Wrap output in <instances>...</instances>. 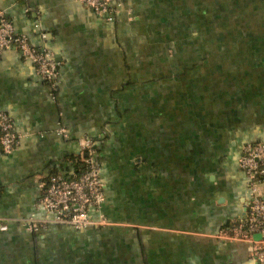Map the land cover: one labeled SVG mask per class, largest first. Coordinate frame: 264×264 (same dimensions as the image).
<instances>
[{"label":"crops","instance_id":"0c3cea01","mask_svg":"<svg viewBox=\"0 0 264 264\" xmlns=\"http://www.w3.org/2000/svg\"><path fill=\"white\" fill-rule=\"evenodd\" d=\"M252 1L264 18V0ZM0 9L58 65L52 86L16 49L0 53V111L18 135L11 152L0 147V264H253L249 243L217 234L246 212L238 157L264 142V58L197 59L161 78L149 52L161 0H125L113 21L77 0H0ZM142 115L152 129L137 126ZM84 138L110 224L29 231V218L46 215L42 183L71 173Z\"/></svg>","mask_w":264,"mask_h":264},{"label":"built area","instance_id":"2783aa9c","mask_svg":"<svg viewBox=\"0 0 264 264\" xmlns=\"http://www.w3.org/2000/svg\"><path fill=\"white\" fill-rule=\"evenodd\" d=\"M95 15L113 21L125 0H77ZM130 14V11H128ZM16 49L23 59L31 61L37 74L54 86L58 76V65L52 53L33 45L24 34L17 33L11 20L0 9V53L5 49ZM18 142L10 116L0 111V147L8 154ZM81 152L68 175L50 174L42 183L38 199L45 212L43 221L27 220V229L37 231L48 223L66 225L74 229L89 226L107 227L110 220L102 210L104 183L100 176V162L90 138L80 142ZM238 166L247 178L249 198L244 217L239 218L217 234L222 239L250 244L253 264H264V142L251 141L241 147ZM8 229L0 221V232ZM259 234V238L254 236Z\"/></svg>","mask_w":264,"mask_h":264},{"label":"rangeland","instance_id":"374dc122","mask_svg":"<svg viewBox=\"0 0 264 264\" xmlns=\"http://www.w3.org/2000/svg\"><path fill=\"white\" fill-rule=\"evenodd\" d=\"M255 7L252 0H217L209 4L161 0L160 27L151 33L149 44V52L158 57V65H153L157 71L151 69L150 74L163 78L180 71L184 64L204 58H264V18H254ZM164 81L152 84L156 88L150 90L151 106L156 102L154 96L161 99ZM158 106L160 101L155 105ZM144 121L143 115L135 120L140 128H153L151 120L149 126H142Z\"/></svg>","mask_w":264,"mask_h":264},{"label":"trees","instance_id":"16d2710c","mask_svg":"<svg viewBox=\"0 0 264 264\" xmlns=\"http://www.w3.org/2000/svg\"><path fill=\"white\" fill-rule=\"evenodd\" d=\"M259 43H261V42H259ZM204 59H205V58H204ZM97 159H98V158H97ZM98 160H99V159H98ZM235 221H236V220H235ZM235 221L231 222L229 225H231V224H234V223H235ZM229 225H228V226H229Z\"/></svg>","mask_w":264,"mask_h":264},{"label":"water","instance_id":"95a60500","mask_svg":"<svg viewBox=\"0 0 264 264\" xmlns=\"http://www.w3.org/2000/svg\"><path fill=\"white\" fill-rule=\"evenodd\" d=\"M254 237H255V238H259V237H260V235H259V234H256Z\"/></svg>","mask_w":264,"mask_h":264}]
</instances>
